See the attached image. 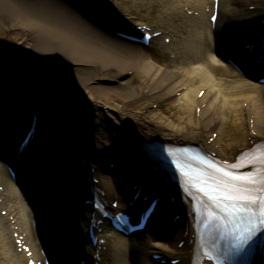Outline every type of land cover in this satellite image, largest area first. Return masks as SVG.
Returning a JSON list of instances; mask_svg holds the SVG:
<instances>
[{"label": "bare ground", "instance_id": "6f19581e", "mask_svg": "<svg viewBox=\"0 0 264 264\" xmlns=\"http://www.w3.org/2000/svg\"><path fill=\"white\" fill-rule=\"evenodd\" d=\"M21 1L27 4L23 11L0 9V26L8 29L23 25L27 35L23 44L32 53L42 55L50 65L57 67L60 80L66 87L84 94L92 106L74 107L73 122L61 117L60 125L65 139L55 140L54 143L62 147L56 148L54 153L44 152L42 156L44 161L50 160L53 164L49 170L56 171L53 181L49 180L48 185L55 182L53 186L57 188L56 193L68 194L65 198L58 195L61 199L49 203L38 212L41 225L54 222L48 231L51 242L60 250V254L52 256L54 263L77 262V258L85 251L91 253L87 247L88 223L84 217L90 212L85 200L91 196L89 190L93 184L86 179L89 164L82 161L97 159L95 163L103 170L121 155L112 151L117 147L120 136L110 135L98 128L95 119L97 111L94 109L96 105L112 107L120 113L115 118L121 132L129 134L128 138L146 158L151 175L156 172L141 145L144 141L154 139V136L174 143L199 141L215 151L217 156L226 159L233 158L240 148L248 147L252 141L264 137V83L255 82L251 86L254 81L239 77V71L216 47L218 34L224 48L229 46L239 51V41L240 44L247 43L253 37L254 30H261L264 0H219L221 14L216 30L209 21L214 0H127L128 12L118 14L124 24L134 22L136 25L151 26L133 15L144 8L160 11L154 30H160L163 34L158 47L168 58L165 66L157 64L146 47L119 37L111 31V27L104 26L97 19L91 20L84 8L70 6L66 0ZM250 4H256L257 8L250 10ZM207 7L210 8L209 12L206 11ZM256 21L257 25L252 27L251 24ZM223 24L227 26L221 31ZM219 33L223 35L222 38ZM165 37H170V42L166 43ZM135 73H139L144 81L141 91L130 82V75ZM104 79L113 82H104ZM5 87L2 86V90ZM201 90L204 92L199 95ZM140 97L149 99V103L143 106L144 112L124 113L126 107ZM155 103L156 109L153 106ZM163 104L176 107L181 115L159 114ZM238 107L243 114L245 139L241 144H225V125L231 111H237ZM20 108L22 111L23 108ZM17 115L19 120L21 113ZM51 117L55 118L53 114ZM134 128H139L140 134L135 133ZM213 132H217V135L210 141ZM7 143L12 144L9 138L4 145ZM101 147L109 150L101 153ZM8 149L0 147L2 159L10 160L11 151L3 154ZM115 167L110 170L115 176L108 172L98 174V185L111 201L118 195L127 199L130 193L128 184L134 179V175L131 176L121 163L118 162ZM160 176L158 180L150 177L147 188H142L149 192L153 180L163 184L176 196L174 202L165 203L166 206L160 211L157 223L159 230L155 226L157 231L150 233L151 228L148 227L138 238L131 240L103 225V230L98 233V239L105 240L100 243V264H170L150 258L153 252L162 253L163 257L179 258L178 264L195 262L191 227L193 215L188 214L176 185L163 178L164 181ZM0 185L3 186L0 189V202L5 205L0 211L8 209L9 212L7 216L0 214V264H27L25 253L17 250L13 237L15 231L24 235L25 243L31 245L34 257L42 259L40 242L31 241L35 234L31 207L2 160ZM174 203H177L176 207ZM183 210H186L185 214L174 221L175 212ZM11 215L15 219L14 223L10 220ZM15 226L18 227L15 229ZM181 240H184V244L179 246Z\"/></svg>", "mask_w": 264, "mask_h": 264}, {"label": "rangeland", "instance_id": "374dc122", "mask_svg": "<svg viewBox=\"0 0 264 264\" xmlns=\"http://www.w3.org/2000/svg\"><path fill=\"white\" fill-rule=\"evenodd\" d=\"M103 1L110 2L113 6H118L120 12L124 14L128 12L126 11V7L128 5L127 0ZM72 2L75 3L79 8H84L86 9V11H89L86 14L91 20L94 21L95 19H97L106 27H109L114 23H118V21L112 15H110V13H108L101 7H98V5L92 4L91 1L72 0ZM26 5L27 4H25L21 0H0V9L23 11L26 9ZM159 14L160 11L158 10H149L144 8L141 9L140 12L135 13L133 17L136 16L140 18L141 21L154 25L159 18ZM153 28H156V26L154 25ZM162 36L163 35H160L159 37L161 38ZM26 38L27 35L25 34L23 25H20V27L11 26L8 29L4 26H0V72L5 75V82L8 84H14L18 82L17 77H20L18 75H27V77H25L26 79L24 80L29 83V95H32L37 87V82L40 81L46 91L52 93L53 97L51 96V94L50 96L52 97V99L54 98L53 105L56 107V110L59 109L61 111V116L64 118L66 116L64 115V107L66 104L72 106V115L75 114L74 107H92L90 106L89 100H87L84 94L79 92L77 89H69L64 83L61 82L60 72L58 71L57 67L50 65L42 55L32 53V51L23 44ZM159 41L160 39H155L154 43L151 45V47L148 48V50L152 54V57L157 62V64H159L160 66H165L168 62V58L158 47ZM20 71L22 73H20ZM239 77L244 78L243 75ZM130 78V82L135 85L139 91L144 88V81L139 73L130 75ZM230 78L233 79L232 76ZM104 82L113 81L104 79ZM253 85L254 84H251V86ZM145 103H149V99H147L146 97H140L135 102L129 104L124 110V113L144 112L143 106ZM153 106L154 109L157 108L156 103L153 104ZM94 109L97 111V113H95V119L98 123V128H102L110 133V135L115 136L117 134V129L119 126L115 115L118 116L120 113L112 107H104L101 106V104L96 105ZM176 109L177 108L174 106L163 104L160 106L159 114H170L178 116L181 115V113ZM244 139L245 135L243 114L238 107L237 111L232 110L229 114V118L224 129L223 141L225 142V144H241L243 143ZM1 206L4 207L5 205L1 204Z\"/></svg>", "mask_w": 264, "mask_h": 264}, {"label": "water", "instance_id": "95a60500", "mask_svg": "<svg viewBox=\"0 0 264 264\" xmlns=\"http://www.w3.org/2000/svg\"><path fill=\"white\" fill-rule=\"evenodd\" d=\"M91 1L99 2L98 0H91ZM2 86L3 85L0 84V101L1 99L6 101L7 104L6 106L8 108L7 113L14 117V121L16 124L14 126L16 142L22 143V141L27 137L28 133L31 134L29 137V143L27 144V147L24 151L25 154L26 155L29 154L30 158L32 157L35 158V156L38 154H42L44 152L54 153L56 151V148H61L60 145L54 143V141L59 139L58 133H61L62 131L60 125V118L62 116H61V111L59 109L56 110V107L53 105L54 98L52 99L53 97L52 93L46 91V89L44 88V86L40 81L37 82L36 85L37 87L32 95H29L28 90H23V88L19 86L18 91L22 95H24V98L26 99V102L22 103L20 100H18L17 97H13L10 93H7L6 92L7 89L2 90L1 88ZM50 94L52 97L50 96ZM20 107L23 108L22 111ZM71 110H72V106L66 104L64 107L65 114L64 113L63 114L66 115L65 118H68L70 122L73 121L71 116L72 115ZM19 112L21 113V115L19 117L20 119L18 120L17 116L19 115L17 114H19ZM27 114H29L28 118H27ZM51 114H53L55 118H52ZM34 120H37V123L34 125V127H32V125L34 124ZM52 123H55V125H52ZM55 129H57L58 133H56ZM118 162L132 169L134 175L133 177L134 179L132 182H134L139 178L140 171L138 170L136 164L132 162L131 159L127 158L126 154H123L122 157L118 160ZM48 163H50V160L44 161L43 159L40 165L42 167H45V165H48ZM37 164L39 165V160ZM48 166H46V168H48ZM42 173L43 170L41 168L38 170V174L41 175ZM27 191H28L27 193L28 196L30 197L34 196V193L32 192V189L30 187H28ZM155 195H159V194L156 193ZM64 197L65 196H63V198ZM50 200H56V199L52 197V199Z\"/></svg>", "mask_w": 264, "mask_h": 264}, {"label": "snow or ice", "instance_id": "6c2138e0", "mask_svg": "<svg viewBox=\"0 0 264 264\" xmlns=\"http://www.w3.org/2000/svg\"><path fill=\"white\" fill-rule=\"evenodd\" d=\"M218 171L223 172L224 179L211 190L214 193L212 198L232 202L230 205H224L225 211L229 215L246 218V226L238 237L236 252L243 251L245 245L264 244V240H256L257 234L264 232V175L257 181L252 176L235 175L223 169H218ZM262 173H264V169H262ZM239 182L247 184L259 182L262 185L258 190L260 194H253L252 190ZM208 258L216 259L217 264H223L219 257L209 256Z\"/></svg>", "mask_w": 264, "mask_h": 264}]
</instances>
